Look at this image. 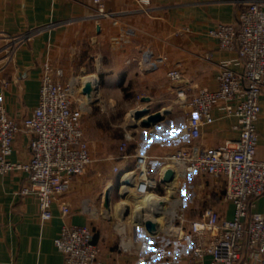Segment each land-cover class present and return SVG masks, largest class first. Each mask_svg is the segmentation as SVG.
<instances>
[{
  "label": "crops",
  "instance_id": "1",
  "mask_svg": "<svg viewBox=\"0 0 264 264\" xmlns=\"http://www.w3.org/2000/svg\"><path fill=\"white\" fill-rule=\"evenodd\" d=\"M148 1L104 0L111 16L97 19L92 0H0V79L7 81L4 106L11 118L22 122L37 107L42 66L47 61L63 69V81L84 76L81 79L95 85L92 99L82 96L87 103L85 112L90 115L82 120L93 163L53 203L50 221L41 223L36 197L21 195L29 182L26 173L0 175V264H64L55 240L65 223L90 226L102 249L101 260L107 264H190V240L178 242L166 237L167 219L159 223L147 217L159 223L158 234L152 236L144 223L132 216L138 209L133 197L135 183L125 191L124 177L136 170L140 155L147 157L158 182L145 199L165 198L167 209L182 208L189 219L200 218L208 209L217 211L221 218H234V204L225 198L224 178L191 173L184 178L176 176L167 184L159 177L168 168L165 158L193 143L183 134L186 121L177 103V89L216 90L222 65L243 73L244 64L237 52L220 49L208 31L219 24L236 23L248 0ZM15 36L27 38L8 59L5 48ZM147 52L152 53L153 61L161 56L167 61L156 70H146L141 63ZM172 69L183 74L181 83L167 78ZM260 107L257 157L264 160V94ZM143 108L163 113V120L142 126L145 118L136 119L135 111ZM96 111L104 118L94 117ZM117 113L127 114L130 121L125 131L133 134L122 154L119 147L124 137L115 150L107 149L114 127L123 126L109 118ZM239 136L238 119L217 107L212 111V122L202 127L198 144L211 149ZM31 137L24 131L17 134L11 161L29 158ZM112 153L119 158L108 164L105 159ZM110 188L111 209L106 211L105 194ZM87 202L96 212L86 211ZM64 205L70 208L66 217L62 216ZM252 212L264 214V195L255 200ZM122 241L130 250H123ZM211 263V257L206 256L204 264Z\"/></svg>",
  "mask_w": 264,
  "mask_h": 264
},
{
  "label": "built area",
  "instance_id": "2",
  "mask_svg": "<svg viewBox=\"0 0 264 264\" xmlns=\"http://www.w3.org/2000/svg\"><path fill=\"white\" fill-rule=\"evenodd\" d=\"M141 1L149 4L148 0ZM92 2L97 19L111 16L104 0ZM208 35L217 40L220 49L236 51L244 71L239 73L222 65L216 90L204 87L193 91L185 86L177 89V103L186 121L183 134L193 143L165 159L167 169H173L175 177L203 173L224 178L225 198L234 204L235 215L228 220L208 209L200 218L189 219L184 209L179 208L167 221L164 234L178 242L190 240V264H204L206 256L211 257V264H264V214L252 212L255 200L264 195V160L257 157V122L261 113L260 97L264 94V0H248L236 23L219 24ZM26 38L11 37V44L5 48L8 59ZM144 55L141 65L146 70H156L167 61L165 56L151 60V52ZM63 77L64 71L58 65L49 61L43 64L38 105L22 122L8 115L3 95L7 81L0 79V175L13 171L27 174L29 182L20 193L37 198L43 224L52 219V205L57 198L67 193L74 180L93 163L82 124L87 106L82 92L86 81L73 78L66 82ZM167 78L181 83L183 74L172 69ZM77 93L83 97L77 99ZM217 107L224 109L227 116L238 119L240 136L236 141H225L209 149L198 144V140L202 127L212 122V111ZM20 131L32 136L30 156L26 161L13 162L9 157ZM131 140L133 134L127 132L119 147L121 154ZM118 158L112 153L105 162L111 164ZM167 169L160 173L159 180H163ZM114 171L119 172V167L114 166ZM131 176L130 187L135 183L136 194L141 196L151 193L158 183L145 155L138 156L137 168ZM86 211H95L90 202L86 203ZM69 214L70 208L64 205L62 216ZM55 245L63 255L64 264H107L101 260L102 249L88 225L65 223ZM121 245L123 250H130L123 241Z\"/></svg>",
  "mask_w": 264,
  "mask_h": 264
},
{
  "label": "water",
  "instance_id": "3",
  "mask_svg": "<svg viewBox=\"0 0 264 264\" xmlns=\"http://www.w3.org/2000/svg\"><path fill=\"white\" fill-rule=\"evenodd\" d=\"M82 92L84 95L88 97V99H92L93 93L95 92L94 83L92 81H87L85 83V86ZM135 118L136 119L145 118V119H142V122H141L142 126L150 127L163 120V113L161 112L152 113L149 108L137 109L135 111ZM174 180H175V171L171 168L167 169L165 176L163 178V182L169 184L173 182ZM124 182L128 186L132 185V182L130 179H126ZM111 191L112 190L110 188L105 194L104 209L106 211H109L111 209V202H112L111 201ZM164 206H165V199L159 198L156 201V208L158 210L156 212V215H161ZM144 225L148 233H150L151 235H156L158 233L159 223L155 221L153 218L146 219Z\"/></svg>",
  "mask_w": 264,
  "mask_h": 264
},
{
  "label": "rangeland",
  "instance_id": "4",
  "mask_svg": "<svg viewBox=\"0 0 264 264\" xmlns=\"http://www.w3.org/2000/svg\"><path fill=\"white\" fill-rule=\"evenodd\" d=\"M82 77H84V76H79V77H77L76 79L77 80H80L81 81V78ZM80 98H82V96L79 94V93H77V99H80ZM75 106H78V102L75 104ZM95 106H93V109H95L96 110V108L97 107H95ZM85 115V116H84ZM84 115H83V117H84V119L86 118V117H90V115H88V114H86V112H84ZM94 117H102V119L104 118V116L103 115H101V114H97V111L94 113ZM110 120L115 124V123H120V125H123L122 127H120V128H115L114 127V129H113V138L111 139V140H109V145L107 146V149L108 150H111V151H113V150H115L116 149V145H117V143L119 142V141H121L122 139H123V137H124V134L126 133V131H125V129L127 130L128 128L126 127V125H127V123H129V121H128V117H127V114H125V113H117V114H114V115H110ZM82 124H83V120H82ZM130 195V194H129ZM132 196V195H131ZM131 196H129V197H131ZM133 197H134V200L136 201V208L137 207H145L146 206V202H145V200H147V199H145V197H144V195L143 196H141V195H134L133 194ZM125 199H127V196L125 197ZM131 200H130V198H129V202H130ZM134 201V202H135ZM141 201V204H139L138 205V202H140ZM128 202V201H127ZM126 202V203H127ZM144 203V204H143ZM166 208V207H165ZM136 210V209H135ZM95 212H96V210H95ZM132 213V212H131ZM137 214L136 213H134V217H137L136 216ZM97 218L98 217H100V216H96ZM157 219H158V222L159 223H162V221L164 220V218H163V216L161 215V216H158L157 217ZM138 220V219H137ZM141 224V223H140Z\"/></svg>",
  "mask_w": 264,
  "mask_h": 264
},
{
  "label": "bare ground",
  "instance_id": "5",
  "mask_svg": "<svg viewBox=\"0 0 264 264\" xmlns=\"http://www.w3.org/2000/svg\"><path fill=\"white\" fill-rule=\"evenodd\" d=\"M83 81H86V80H83ZM133 172H131V173H128V174H126L125 175V177H126V179H131V180H133L132 178V176H131V174H132ZM175 185V184H174ZM128 191V190H130V186H126V188H125V191ZM147 194V193H146ZM153 194V193H152ZM143 196V195H142ZM159 198H157L156 196H150L148 199H147V204H146V206L145 207H138V209L136 210V216H137V219L140 217L141 218V220L142 221H140V219H138L139 220V222L140 223H145V221H146V219H149V218H147L148 216L149 217H154V218H156V220L158 221V219H157V217L158 216H163V218L164 219H167V220H170V219H172L173 217H174V215H175V213H176V207L175 208H171V209H167V208H165V206H164V208H163V210H162V213H161V215H156V212L158 211L157 210V208H156V201L158 200ZM165 199V198H164ZM176 200V199H175ZM177 201V200H176ZM173 203V202H172ZM124 204H126V203H124ZM123 204V205H124ZM126 207H128V206H126ZM168 207V206H167ZM126 210V209H125ZM145 211H146V214L144 215V216H142V215H140V213L142 212V213H145ZM133 216V215H132ZM166 220V221H167ZM164 221V220H163ZM162 221V222H163ZM134 222H135V219H134Z\"/></svg>",
  "mask_w": 264,
  "mask_h": 264
}]
</instances>
